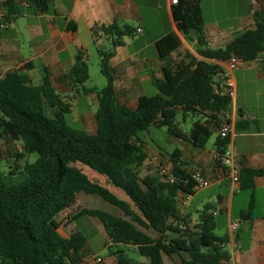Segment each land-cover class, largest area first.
I'll return each mask as SVG.
<instances>
[{"label": "trees", "instance_id": "trees-1", "mask_svg": "<svg viewBox=\"0 0 264 264\" xmlns=\"http://www.w3.org/2000/svg\"><path fill=\"white\" fill-rule=\"evenodd\" d=\"M23 4L45 14L50 0H3L6 13L0 20L10 21ZM173 15L179 32L189 41L192 36L196 39L197 52L204 59L191 60L174 71L165 69L162 79L151 75L156 94L139 97L135 109L118 101L110 66L123 37L134 35L132 27L113 23L102 28L111 43L109 49L98 47L101 73L107 80L102 89L85 87L89 68L83 52L77 54L64 77L75 92L71 98L95 95L94 133L68 123L72 104L54 89L48 68L44 67L39 84H34L28 73L34 68L31 61L4 74L0 71V145L8 140L20 143L22 149L13 157L24 162L22 169L13 167L5 172L0 168V264H79L85 256L86 239L78 236L80 232L64 237L55 217L72 206L80 192L98 195L122 211V216H117L83 208L73 216L76 220L89 215L101 221L109 240L108 254L117 264H167L166 258L171 264H230L228 236L214 234L213 209L206 205L195 218L180 209L179 197L186 200L196 192L192 173L182 168L180 151L168 156L173 181L167 175L141 176L149 155L139 134L152 127H166L169 135L197 148H204L217 134L215 162L223 166L232 139L222 138L219 129L223 121H229L225 113L231 109L232 98L216 92L220 67L210 60L226 62L233 55L246 63L256 60L264 52V8L254 13V27L238 32L219 49L207 46L199 1L178 0ZM69 29L77 27L74 24ZM180 45L175 33L156 43L161 58ZM178 114L184 120L197 118L188 132L176 124ZM31 153L38 156L34 163L25 160ZM77 163L105 176L129 200L90 179ZM260 176L264 169L240 170L241 188L251 192L242 220L253 219V191ZM130 249L146 262L129 257Z\"/></svg>", "mask_w": 264, "mask_h": 264}, {"label": "crops", "instance_id": "crops-1", "mask_svg": "<svg viewBox=\"0 0 264 264\" xmlns=\"http://www.w3.org/2000/svg\"><path fill=\"white\" fill-rule=\"evenodd\" d=\"M2 1L0 0V17L6 13L1 5ZM222 2L224 3L219 10L225 14L223 18L204 23V35L207 46L211 49L224 48L235 34L254 27V13L264 8V0H248L246 8L242 4L243 0ZM199 4L202 12V2ZM173 8L171 0H50L49 11L38 14L29 9L27 4H23L20 13L14 14L10 21L0 20V25L8 24L6 28L0 27V71L4 74L31 61L34 68L28 73L34 84H39L46 67L54 89L70 100L71 104L75 101L72 112L74 106H79L81 101L86 108L84 112L77 111L81 117L91 111L95 113L91 104L95 101V95L77 94L75 98H71L75 92L64 76L75 64L79 52H83L85 60L89 58L92 43L97 51L99 46L106 49L111 47L110 40L104 34L98 40L94 37V26L101 27V30L113 23L129 26L135 33L123 37V45L116 48L110 66L115 77L118 101L135 109L139 97L156 94L151 75L162 79L165 69L174 71L191 60L204 59L197 52L196 39L192 36L193 39L189 41L179 32ZM212 8L213 6L209 7V10ZM22 17L28 19L25 27L28 37L25 34L20 36L14 29L13 24L18 23V19ZM74 24L77 29H69ZM169 33H175L180 38L181 45L166 58H161L156 43ZM263 59L264 52L235 72V96L232 98L230 111L225 113L231 124L230 149L235 154L240 170L264 169ZM210 61L220 67V73L216 76V81L220 84L223 64L216 60ZM37 68L38 75L34 71ZM55 83L61 86V90L56 88ZM213 137L215 138L212 139ZM216 137L217 134H214L204 148L194 147L177 138L182 168L190 173L200 170L206 179L213 181L210 186L196 190L186 200L180 196V209L187 213L185 206L193 202L199 193H206L197 206L209 205L213 209L216 229L224 231L217 236H228L226 249L230 253L229 263L264 264V176L255 179L253 219L242 220L241 214L248 208L251 192L242 190L240 184H234L225 175L223 166H217ZM167 162L170 165L167 166L168 169H171V162ZM144 167L146 166H142ZM77 201L78 197L72 206L55 217L64 237L79 232L73 216L86 207L81 203L77 205ZM189 214L196 217L194 213ZM103 231L108 239L104 227ZM97 254L104 258L105 264H117L114 256L103 251ZM94 257L84 256L79 264H96ZM142 262L146 260L142 259Z\"/></svg>", "mask_w": 264, "mask_h": 264}, {"label": "rangeland", "instance_id": "rangeland-1", "mask_svg": "<svg viewBox=\"0 0 264 264\" xmlns=\"http://www.w3.org/2000/svg\"><path fill=\"white\" fill-rule=\"evenodd\" d=\"M197 1L202 2L203 5L202 18L205 24L211 20L222 19L223 16L225 15L222 14V12H220L219 10L221 4L224 3L222 2V0H197ZM247 2L248 0H243L242 4L244 8L248 7ZM211 6H213V8L209 10V7ZM17 22L18 23L13 24L15 32H17L20 36H22V34H25L28 37V32L25 29V27H27L28 25V19L22 17L19 18ZM86 62L89 68L90 78L85 83V87L97 88V89L104 88L107 85V80L101 73V68H100L101 58L97 51V47L93 43L91 45V48L89 49V58L86 59ZM34 71L35 74L38 75L39 69L37 68ZM55 86L56 88L61 90V86L59 84L55 83ZM155 92L156 90L154 89V93ZM95 101L91 102L92 109L94 112H96L98 109V104H95ZM73 105H75V101L73 102L72 106ZM85 110H86L85 106H83L80 101V105L77 106L76 108L74 106V111L67 116L68 123L79 128H85L90 133H93L96 130L95 113H92L91 111L81 117L78 112H84ZM196 119H197L196 117L188 116L186 120H184L182 115L178 114L176 118V124L182 130L188 132L192 126L193 121H195ZM139 138L141 139V141H143V145L149 155L147 161L144 164V166L146 167L140 170L141 176H145L146 173L162 176L163 174L161 173V168L164 167L168 169L167 166H170L168 165L167 162L169 154L173 153L180 146L177 138L169 135L166 127H152L148 132L140 133ZM214 138L215 137H213L212 139ZM21 149H22V145L18 142L8 140L1 143L0 161L2 164L0 168L2 171L6 172L8 169H11L13 167H15L16 169L23 168L24 162L15 161L13 157L14 154L17 151H20ZM37 157L38 156L36 153H31L27 155L25 160L29 161L30 163H34ZM77 165L79 168L82 169V171L86 175H88L90 179L100 183L103 186H106L107 188L110 189L112 193H114L120 199L126 198L129 200V198L121 189L110 185L107 182L105 176L100 175L99 173L93 171L91 168L81 163H77ZM205 195L206 193L204 192L199 193L193 202H190L188 206H185L186 212L196 214L195 210L198 209L199 207H202V206H197V204L199 203V201L204 199ZM77 197H78L77 205L81 203L86 208L106 211L117 216H122L120 214H123L119 208L108 203L98 195L86 194L84 192H80L77 194ZM75 223L80 232L78 236L82 237L83 239L85 238L86 241L88 242V244H85V256L93 258L94 255L99 253L100 251H103L104 253L108 254L107 245L109 244V240L106 238V235L103 231V225L98 218L85 215L77 218L75 220ZM142 229L152 236L156 235L155 232H153L152 230H146L144 228ZM223 233L224 231L220 229H216L214 231V234L216 235H221ZM128 254L129 257H131L136 261H142L143 259L137 253H135L133 249H130ZM97 256H99V254H97ZM171 262L172 260L166 258L167 264H171Z\"/></svg>", "mask_w": 264, "mask_h": 264}, {"label": "built area", "instance_id": "built-area-1", "mask_svg": "<svg viewBox=\"0 0 264 264\" xmlns=\"http://www.w3.org/2000/svg\"><path fill=\"white\" fill-rule=\"evenodd\" d=\"M171 2L173 5H175L178 3V0H171ZM7 26L8 24L6 23H2L0 25L1 28H6ZM93 31H94L95 38L97 40L103 36L101 27L94 26ZM220 62L221 64H223L221 66L223 67L224 71L221 74L222 81L219 87L218 86L216 87V92L233 98L235 96L234 74L237 70L243 68L246 65V62L242 58L236 55H233L226 62H222V61ZM219 135L222 138H227L228 136H231V124L229 121L227 120L223 121L219 129ZM230 145L223 158L224 173L226 176L230 177V179L232 180L234 184H240V167L237 164L234 152L230 149ZM161 173L163 175H167L170 181L174 180L170 169L162 167ZM192 176L196 181V186H195L196 190L201 189V188H206L210 186V184L213 182L212 180L206 179L200 170H196L194 173H192ZM94 261L96 264H105L104 258L100 255L96 256L94 258Z\"/></svg>", "mask_w": 264, "mask_h": 264}]
</instances>
